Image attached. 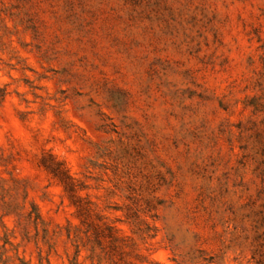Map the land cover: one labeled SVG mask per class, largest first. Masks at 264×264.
Listing matches in <instances>:
<instances>
[{"label": "rangeland", "instance_id": "rangeland-1", "mask_svg": "<svg viewBox=\"0 0 264 264\" xmlns=\"http://www.w3.org/2000/svg\"><path fill=\"white\" fill-rule=\"evenodd\" d=\"M0 264H264V0H0Z\"/></svg>", "mask_w": 264, "mask_h": 264}]
</instances>
